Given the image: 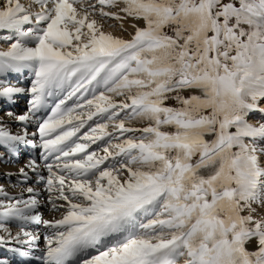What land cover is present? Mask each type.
<instances>
[{
	"label": "snow or ice",
	"instance_id": "6c2138e0",
	"mask_svg": "<svg viewBox=\"0 0 264 264\" xmlns=\"http://www.w3.org/2000/svg\"><path fill=\"white\" fill-rule=\"evenodd\" d=\"M0 40V249L264 264V0H0Z\"/></svg>",
	"mask_w": 264,
	"mask_h": 264
},
{
	"label": "rangeland",
	"instance_id": "374dc122",
	"mask_svg": "<svg viewBox=\"0 0 264 264\" xmlns=\"http://www.w3.org/2000/svg\"><path fill=\"white\" fill-rule=\"evenodd\" d=\"M111 28H109V30H110ZM115 34V33H114ZM6 43H4L2 40H0V50H6V48L8 47V44H6L7 45V47L6 48H3L2 46H4ZM12 81L13 82H15L16 80H14L13 78H12ZM28 83V82H27ZM24 86H27V84H25ZM22 100V102L21 103H19V104H23L24 106H22V107H19L18 106V108L19 109H21L22 111L21 112H16V113H23V112H25L26 110H27V107H28V100H29V97L27 96V95H25V96H23V97H20L19 98V100ZM18 100V101H19ZM169 103L170 104H174L175 102L174 101H169ZM18 104V103H17ZM7 104L6 103H3V102H0V119H4L5 120V118H3L2 116H3V114H4V111L5 112H7L8 110H12V111H14V109H12V108H10V106H6ZM6 106V107H5ZM261 107H264V105L262 104L261 105ZM3 109V110H2ZM15 112V111H14ZM1 113H2V115H1ZM252 120H254V121H257L258 122V120H264V117H261L260 116V114L259 113H254L253 114V116L250 118V121L249 122H251ZM15 130H17L16 128H15V126H13V131H15ZM29 131H35V128H31V129H29ZM93 147H95V146H93ZM26 150H28V152H30L31 151V149H22L21 150V154H20V158H19V160L16 162V165H15V168L17 169V170H19V168H21V167H23L24 166V164L27 162V159H28V155H26L27 153L25 152ZM0 151L1 152H4V150L3 149H1L0 148ZM23 154V155H22ZM26 155V156H25ZM26 160V162H24ZM23 162H24V164H23ZM7 179V177H5L4 175H3V173L1 172V169H0V185H3L6 189H7V191L10 193V194H12V195H16V194H18L20 191H21V189H22V187L23 186H13V184H14V180H11V181H7L6 180ZM255 207H257V210L259 211V212H261L262 214H264V207H261V206H255ZM43 217L45 218V219H51L52 218V213L48 210V208L46 207L45 208V212H43ZM19 229L18 228H16V227H13L12 228V231L15 233L16 231H18ZM0 234H2V233H0ZM41 246H43V241L41 240ZM6 254V255H5ZM0 257H7L9 260H11V262H12V260H13V258H16V256L14 257V255L12 256V255H9L7 252H4L3 251V249H0ZM12 264H15V263H13L12 262Z\"/></svg>",
	"mask_w": 264,
	"mask_h": 264
},
{
	"label": "bare ground",
	"instance_id": "6f19581e",
	"mask_svg": "<svg viewBox=\"0 0 264 264\" xmlns=\"http://www.w3.org/2000/svg\"><path fill=\"white\" fill-rule=\"evenodd\" d=\"M21 2L22 3H24V4H29L30 2H31V0H21ZM34 11L36 10V9H33ZM141 24H142V22H141ZM127 26V25H126ZM107 31H113L114 33H115V35H117V36H119V35H121V33L120 32H118V31H115L114 29H110L109 30V28H107L106 29ZM128 31L129 32H131V31H133V29L131 28V27H128ZM124 38H129L128 36H127V34H124ZM3 48H6L7 47V45L5 44L4 46H2ZM13 79L14 80H16V77H13ZM27 80H25L24 81V85L25 84H27ZM21 97H23V96H21ZM22 102V100L20 99L19 101H18V104H15L14 106H12V105H9V104H7L6 106H10V108H12V109H14V111L15 112H21L22 110L21 109H19L18 108V106L19 107H22V106H24L23 104H19V103H21ZM264 105V104H263ZM5 106V107H6ZM3 110V109H2ZM1 115H2V113H1ZM3 118H5V120H7L8 119V117L6 116V112L4 111V114H3V116H2ZM250 123H253V124H256L257 123V121H254V120H252ZM2 149V148H1ZM4 150V149H3ZM22 150V149H21ZM27 154L26 155H28L29 154V152H28V150H26L25 151ZM0 154H3V152H1L0 151ZM23 155V154H22ZM25 155V156H26ZM21 156H19V158H20ZM24 162H26V160L24 161ZM24 162H23V164H24ZM15 165H16V162L15 163H11V164H0V169H1V172L3 173V175L5 174V173H16V172H18V170L15 168ZM7 181H10V180H8V179H6ZM13 180H14V178H13ZM45 208L46 207H42L41 209H40V211L43 213V212H45ZM49 210V209H48ZM44 215V214H43ZM42 247V246H41ZM3 251L4 252H7L5 249H3ZM9 255H12L13 256V254L12 253H10V252H7ZM6 255V254H5ZM15 257V256H14ZM12 262L13 263H15V264H24V261L22 260V259H20L19 257H17L16 256V258H13V260H12Z\"/></svg>",
	"mask_w": 264,
	"mask_h": 264
}]
</instances>
